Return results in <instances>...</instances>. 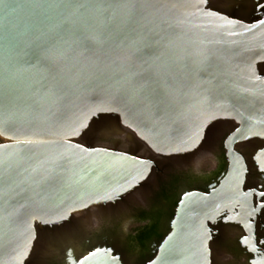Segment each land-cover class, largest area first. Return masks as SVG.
<instances>
[{"label":"water","instance_id":"obj_1","mask_svg":"<svg viewBox=\"0 0 264 264\" xmlns=\"http://www.w3.org/2000/svg\"><path fill=\"white\" fill-rule=\"evenodd\" d=\"M208 0H0V264H26L40 235L114 204L153 164L85 147L130 130L155 154L185 155L219 119L238 128L208 194H185L148 264H210L213 227L240 225L252 252L248 172L237 143L264 140V34ZM111 131V132H110ZM254 161L264 170V151ZM59 248V247H58ZM67 264H123L96 246Z\"/></svg>","mask_w":264,"mask_h":264},{"label":"flooded vegetation","instance_id":"obj_2","mask_svg":"<svg viewBox=\"0 0 264 264\" xmlns=\"http://www.w3.org/2000/svg\"><path fill=\"white\" fill-rule=\"evenodd\" d=\"M206 8L243 25L255 26L264 34V0H208ZM255 72L264 80V59L257 62ZM237 128L232 120H216L209 125L194 151L169 157L155 154L121 125L118 132H112L114 135L108 136L109 132L103 134L108 137L95 135L91 143L80 140L85 147L128 153L150 161L153 166L141 185L120 201L72 214L56 237L72 236L77 240L85 230L88 237L80 244L79 255H86L99 245L116 251L123 264L152 262L159 245L170 233L181 198L191 192L208 194L211 186L225 174V144ZM234 150L242 154L247 163L243 192L249 194L252 207L249 219L253 231L252 252L244 246L247 235L240 225L220 224L212 228L210 264H264V170L254 161L256 154L264 151V140L237 143ZM54 240L55 237L40 235L26 264H67L66 250L46 257Z\"/></svg>","mask_w":264,"mask_h":264},{"label":"rangeland","instance_id":"obj_3","mask_svg":"<svg viewBox=\"0 0 264 264\" xmlns=\"http://www.w3.org/2000/svg\"><path fill=\"white\" fill-rule=\"evenodd\" d=\"M106 129L104 128V129L99 130L98 133H96V135H101L102 137H108L110 135H114L112 133L111 134L108 133V136L106 134L103 136V134L107 132ZM83 233L84 234H82L81 237H79V239H81V242L79 239L76 240V237H72V236H65L62 239H60L59 237H56L53 242L54 246H52L49 249L50 253L47 254L46 257H50L51 255L55 253L57 254L58 251H65V250L69 252L73 257L78 256L80 252V244L84 242L88 237L87 231L84 230ZM114 252L116 253V251Z\"/></svg>","mask_w":264,"mask_h":264}]
</instances>
